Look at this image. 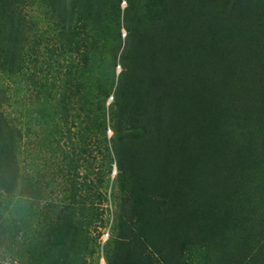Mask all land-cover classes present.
Listing matches in <instances>:
<instances>
[{
	"label": "trees",
	"instance_id": "16d2710c",
	"mask_svg": "<svg viewBox=\"0 0 264 264\" xmlns=\"http://www.w3.org/2000/svg\"><path fill=\"white\" fill-rule=\"evenodd\" d=\"M250 15L264 0H0V73L43 103L25 139L0 85V256L15 243L21 264H100L113 218L104 264L264 257L237 252L264 194Z\"/></svg>",
	"mask_w": 264,
	"mask_h": 264
},
{
	"label": "rangeland",
	"instance_id": "374dc122",
	"mask_svg": "<svg viewBox=\"0 0 264 264\" xmlns=\"http://www.w3.org/2000/svg\"><path fill=\"white\" fill-rule=\"evenodd\" d=\"M250 23L251 26L254 27H264V17H261L260 19L256 17V15H250ZM247 25V24H245ZM244 26V23H243ZM248 26V25H247ZM120 70V68H119ZM28 74L30 71L24 69ZM23 72L18 73L16 76H6L4 74L0 73V85L5 86L8 89V92L10 94V102L9 104L5 105L2 107L3 113L8 117V119L11 120V122L17 126L23 129V133L25 135V139L27 138V135L34 134L31 131H38V128L40 125H37L39 122H35V124L30 125V114L33 113L36 115V109L39 108V106L42 103V100H38L36 97V87L34 85H31L27 78L21 75ZM112 100V97H110L109 101ZM43 104V103H42ZM36 119H39V115L35 116ZM41 123V122H40ZM33 126V127H32ZM35 126V127H34ZM28 129H31L29 131ZM109 134H112L111 129L108 130ZM31 132V134H30ZM26 141V140H24ZM30 148L28 144H24L23 150ZM117 169L116 167L113 168L112 171V184H115L114 178L116 176ZM106 205H108L106 203ZM110 207V213L111 217H113V213L115 211V205L109 204ZM248 208L250 210V217L251 215L254 218L255 224L251 225V228L254 227L255 231L254 234L252 233H247V236L242 235V244L241 246L237 249V252L240 251L241 253H246L243 255L246 257L244 260L249 261V258L252 259L254 258L255 253L259 250V248H264V222L258 223L257 220L264 215V194H259L258 196L254 197L250 203L248 204ZM18 213L15 212L12 218L17 219ZM111 223L108 227L102 230L103 235L101 237V259H100V264L105 263V258H104V245L108 238L110 237L111 230L113 229V218H111ZM112 228V229H111ZM251 230V229H250ZM240 233V232H239ZM255 235H259L260 240H256L254 238ZM19 241V239H18ZM10 247H14V250L16 249L15 243L12 245L6 246L3 244L1 246V251L4 252L2 256H0L1 261L0 264H21L22 258L27 259V254H24V251L20 250H9ZM22 254V257L18 256V254ZM195 255V259L191 261V264H196L199 262V251L195 250L193 252ZM24 255V256H23ZM234 255V254H233ZM3 257V258H2ZM216 261V260H215ZM153 264H159L157 261H152ZM229 264H234V260L231 259L229 261ZM251 264H264V257H259L257 260H254Z\"/></svg>",
	"mask_w": 264,
	"mask_h": 264
}]
</instances>
